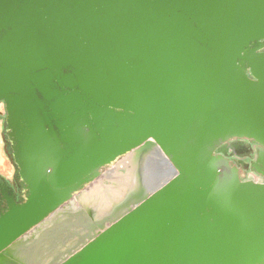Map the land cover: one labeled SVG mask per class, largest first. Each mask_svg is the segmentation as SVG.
Returning <instances> with one entry per match:
<instances>
[{
    "label": "water",
    "instance_id": "obj_1",
    "mask_svg": "<svg viewBox=\"0 0 264 264\" xmlns=\"http://www.w3.org/2000/svg\"><path fill=\"white\" fill-rule=\"evenodd\" d=\"M1 103L0 264H264V0H0Z\"/></svg>",
    "mask_w": 264,
    "mask_h": 264
},
{
    "label": "flooded vegetation",
    "instance_id": "obj_2",
    "mask_svg": "<svg viewBox=\"0 0 264 264\" xmlns=\"http://www.w3.org/2000/svg\"><path fill=\"white\" fill-rule=\"evenodd\" d=\"M5 127V125H4ZM5 134H6V130L4 129V137H5ZM8 141V143L10 144V140L7 138L6 139ZM243 144H245L246 146V149H247V152L245 153L244 156H240V155H237V154H231L230 155V159L232 161H235L237 163H239V166H241V161H243L245 164L247 163H251V161L253 159H255L256 157V147H257V144L252 142L251 140H242ZM127 161H130V159L127 157V156H124V155H121V156H117L113 159H110L109 161H106L102 164L101 166V175L103 177L107 176L109 177V172L110 171H113V170H117V168L120 166V164L124 163V162H127ZM252 170L249 168L246 170V174L251 172ZM2 178V177H0ZM18 182L20 183V180L17 176V169H16V172H15V177L13 179L12 182ZM15 183V182H14Z\"/></svg>",
    "mask_w": 264,
    "mask_h": 264
},
{
    "label": "crops",
    "instance_id": "obj_3",
    "mask_svg": "<svg viewBox=\"0 0 264 264\" xmlns=\"http://www.w3.org/2000/svg\"><path fill=\"white\" fill-rule=\"evenodd\" d=\"M4 117L0 115V177L13 181L16 168L5 149Z\"/></svg>",
    "mask_w": 264,
    "mask_h": 264
},
{
    "label": "built area",
    "instance_id": "obj_4",
    "mask_svg": "<svg viewBox=\"0 0 264 264\" xmlns=\"http://www.w3.org/2000/svg\"><path fill=\"white\" fill-rule=\"evenodd\" d=\"M0 114H5V106H4L3 103L0 104ZM232 163L239 166V163H237L235 161H232ZM244 179H246V180H254V181H262L263 180L262 176L257 174L254 171H251V172L245 174V178Z\"/></svg>",
    "mask_w": 264,
    "mask_h": 264
},
{
    "label": "trees",
    "instance_id": "obj_5",
    "mask_svg": "<svg viewBox=\"0 0 264 264\" xmlns=\"http://www.w3.org/2000/svg\"><path fill=\"white\" fill-rule=\"evenodd\" d=\"M5 149L7 151V154L9 155V157L12 160V157H11V147H10V144L8 143V141L6 139H5Z\"/></svg>",
    "mask_w": 264,
    "mask_h": 264
}]
</instances>
